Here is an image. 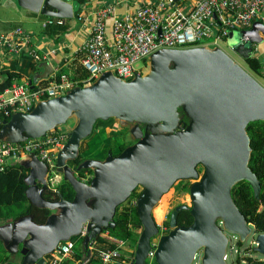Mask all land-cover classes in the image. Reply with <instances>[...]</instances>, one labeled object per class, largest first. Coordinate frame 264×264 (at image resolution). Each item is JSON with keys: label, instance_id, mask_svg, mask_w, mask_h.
<instances>
[{"label": "water", "instance_id": "obj_1", "mask_svg": "<svg viewBox=\"0 0 264 264\" xmlns=\"http://www.w3.org/2000/svg\"><path fill=\"white\" fill-rule=\"evenodd\" d=\"M16 3L45 18L74 17L69 0ZM263 42L264 25L254 22L247 30L230 32L226 44L245 61L253 55V44ZM144 62L146 68L128 81L105 71L90 84L40 100L30 112L14 113L1 123L0 143L11 144L65 128L55 171L73 197L68 201L59 188L48 185L47 166L36 155L14 158L11 165L26 170L24 197L48 215L42 223L27 214L0 224L6 257L0 264H44L60 244L76 237H83L77 264H89L102 233L115 228L117 207L134 193L141 229L128 264H146L156 238L155 264H193L196 255L199 264H227L232 238L241 244L250 236V255L264 256V233L255 231L232 199L233 188L243 181L259 199L260 183L249 167L247 125L264 122V86L214 45L160 49ZM43 69L31 83L52 73L49 63ZM107 121L124 132V142L132 143L117 154L108 150L103 159L81 158L83 141L96 123ZM186 180L193 181L187 192L190 206L174 207L168 231L160 235L153 210L177 182ZM182 211L189 213V225H178Z\"/></svg>", "mask_w": 264, "mask_h": 264}, {"label": "built area", "instance_id": "obj_2", "mask_svg": "<svg viewBox=\"0 0 264 264\" xmlns=\"http://www.w3.org/2000/svg\"><path fill=\"white\" fill-rule=\"evenodd\" d=\"M78 19L84 21L82 17ZM254 22L264 25V0H195L188 11L177 7L176 0H160L155 4H143L122 16L115 13L112 4L101 6L95 13L89 38L81 46L83 56L78 63L86 72V77L75 81L69 71H62L57 66L55 72L52 70L43 80L31 83L32 79L27 78L0 89V125L14 113L30 112L40 100L61 97L76 86L90 84L105 71H113L117 77L128 81L135 73L142 71L137 64L157 50L210 45L219 47L220 42L226 43L230 32L247 30ZM64 25L65 20L57 18H46L41 23L43 31L48 27ZM35 41L37 38L34 35L20 27L0 33V69L6 66L4 58L25 55L31 58L32 63L38 64L48 62L62 51L61 46H56L43 52L42 42L35 44ZM65 142V128L54 130L36 141L2 142L0 172L14 158L34 154L47 166L48 185L57 189L61 178L55 171L56 154ZM87 180L84 178L82 181ZM135 200H130L134 206ZM158 229L160 235L168 231L164 224L158 225ZM106 238L114 243V247L98 250L99 264H128L133 251L125 248L129 240L117 239L108 232ZM157 242L158 238L151 243L152 249L147 258L149 262L154 260ZM231 246L224 258L226 261ZM73 252L74 243L64 242L45 258L44 264H63L72 258ZM196 259H199V255L195 256L194 262Z\"/></svg>", "mask_w": 264, "mask_h": 264}, {"label": "trees", "instance_id": "obj_3", "mask_svg": "<svg viewBox=\"0 0 264 264\" xmlns=\"http://www.w3.org/2000/svg\"><path fill=\"white\" fill-rule=\"evenodd\" d=\"M72 2L74 4V8H76L74 11L76 17L79 13L77 7L79 5H84L86 0H72ZM67 22H70V20H65V25ZM65 25L61 27H48L46 30L42 31L43 34L41 35L52 38L55 42H58L59 39L62 36L66 35L69 31L65 27ZM82 56L83 53L80 52V58ZM243 63L245 64V69L256 79L262 78L264 76L262 62L254 55L243 61ZM69 68H71L70 73L73 80L81 81L84 77H86V72L78 62L69 65ZM4 73L7 75V79L0 86V89L8 86L13 82L19 83L22 81L23 76L18 72H9L5 70ZM247 133L250 137V146L252 150L249 167L251 171L256 175L260 183L259 199H255L252 188L250 187L249 183L245 181L238 183L233 188L232 199L246 221L255 228V231L257 233H264V122L257 121L249 123L247 125ZM124 147L125 146L122 144L121 147H119V152ZM25 177L26 170L17 165H8L3 172H0V224L5 223L9 218L17 219L18 217L27 214L32 215L35 222L42 223L48 215V212L46 210H39L37 208H34L27 202L26 198L24 197V191L26 190V185L24 183ZM81 177L85 178V176L83 175ZM57 188H59L64 199L71 201L73 192L67 184L61 182L59 183ZM187 192L188 186H186V184L180 183V185L177 187V193L183 195ZM137 195V193H134L129 198V200L135 199ZM53 199H57V197L53 195ZM162 209L165 210L164 207H162ZM183 212L186 211H182L180 212V214H182ZM186 213L189 215L188 212ZM114 222L115 228L112 230H107V232L112 234L113 237L117 239L129 241L131 240V242L134 244L141 229L140 222L135 212V206L130 203L127 208H123L122 205L117 207L114 216ZM164 225L168 227V222H165ZM178 225L181 224L178 223ZM82 239L83 237H76L71 240L74 243L73 257L63 264H77L81 257L80 245ZM103 242V239L100 238L98 243L93 247H99L103 244ZM5 259V254L0 246V263L4 262ZM241 262H244L245 264H264V259L253 257L250 255L249 251L246 250V252H244V256L240 257L238 254L234 261V264H241ZM89 264H92V261H90Z\"/></svg>", "mask_w": 264, "mask_h": 264}, {"label": "crops", "instance_id": "obj_4", "mask_svg": "<svg viewBox=\"0 0 264 264\" xmlns=\"http://www.w3.org/2000/svg\"><path fill=\"white\" fill-rule=\"evenodd\" d=\"M69 1L74 6L72 0H69ZM159 1L160 0H86L84 5L82 6L79 5L77 7V9L79 10L78 15L75 17V13H74L73 19L70 20V22L66 23L65 27L69 31L66 35L62 36L58 42H55L54 39L52 38L41 35L43 34L41 23L46 18H43L37 14L33 15L30 12L23 10V9H21L22 12L13 11L12 17L15 18L14 22L0 20V33H6L16 27H20L26 30L27 32L31 33L37 38V41H35V44H39V42H42L41 50L43 52L51 48H54L56 46H61L62 51L57 52L56 55L52 56L48 62H43V63H38V64L32 63L31 58L25 55L4 58L3 60H4V63H6V66L0 69V86L7 79V75L4 73L5 70L9 72L15 71L21 74L22 73L21 70L27 67V65H29L30 68L34 71L33 76L28 79H34V80H37L38 76L43 72L44 70L43 64L45 63H49L52 66L53 73L55 72V69L57 66H59V68H61L62 71L65 70V71L71 72V68H69V65L79 62L81 46L89 38L90 27L95 18V13L101 6L112 4L115 7V13L117 15L122 16L124 14L133 12L134 10H136L138 7H140L143 4H149V3L155 4V3H158ZM186 1L187 0H176L177 7H180L182 8V10H185V11L190 10L192 8V3L195 0H191L190 7H187V5L184 4ZM0 2H4L5 4H12V7L13 5L14 6L16 5L15 4L16 0L15 2H11V0H0ZM75 9L76 8H74V11ZM79 17H82L84 21H79L78 19ZM41 37L43 38L41 39ZM252 50H253V55L255 57H257L258 59L260 58L262 59L260 60L262 61L263 70H264V42L261 44H253ZM13 65H15L17 68L13 69L12 68ZM3 76L4 78H1ZM22 76H23L22 80L27 79V78H24V75ZM258 81L261 82L262 84V82H264V76L262 78H259ZM107 122H110L111 124L115 126L113 122L111 121H107ZM113 131L116 135L124 134V132L117 127L113 129ZM94 132L96 134L95 140L97 139V135L100 136V139H101V135H100L102 134L101 127L100 126L95 127L93 133ZM122 143L117 145L118 150H119V147H121ZM112 146H114V142L112 143ZM93 149H97V147ZM89 150H92V148L90 147V144L87 143L86 140L83 141L81 148H80V154L84 159L92 158V157L85 156L87 152H89ZM106 150H108V148H106L103 151L104 157L106 156V153H107ZM93 159H99V158L93 157ZM163 212L164 210L162 209L161 211H158L157 213H155L156 219H160L164 214ZM166 215H167V212H166ZM106 233L107 231L104 232L101 236V239H103L104 241L103 244L100 245L99 247H95V248L93 247V254L91 257L92 264H99L98 257H97V253L99 249L106 248V247H114V243L111 240L106 238ZM110 235L113 236L112 234ZM129 243H130L129 248H132L131 250H133L134 245L131 242V240L129 241Z\"/></svg>", "mask_w": 264, "mask_h": 264}, {"label": "rangeland", "instance_id": "obj_5", "mask_svg": "<svg viewBox=\"0 0 264 264\" xmlns=\"http://www.w3.org/2000/svg\"><path fill=\"white\" fill-rule=\"evenodd\" d=\"M11 2H15V0H11ZM15 4L16 5L15 6L13 5V7H12V4H5L4 2H0V20L1 21L14 22L15 18L12 17L13 11L22 12L21 8H18L17 3H15ZM184 4H186L187 7H190L191 6V0H187ZM219 47L224 52H226L228 55L232 56V58H234L240 65H242L245 68V64L243 63V61L240 58H238L237 56H235L233 51L228 47V45L226 43L220 42ZM137 67L142 68V70H144V68H146V64H145V62H140L137 64ZM12 68L16 69L17 67L15 65H13ZM21 72H22L21 74L24 75V78H30L34 74V71L30 68L29 65H27V67L23 68L21 70ZM4 76L1 78H4ZM25 80H22L21 82H23ZM258 80H259V78H258ZM262 85L264 86V82H262ZM98 126H100L102 129V134H100L101 139H100V136L97 135V139L95 140V135H96L95 132L92 133L93 135H91L90 137H88L86 139V142L89 143L90 147L92 148V150H89V152H87V154L85 155L86 157H92V158L96 157V158L102 159L104 157L103 151L106 148H108V150H112V152L116 154L119 152L118 147H117L118 144H121L123 142L122 144L124 146H128L129 144L132 143V142L131 143L124 142L123 135H120V134L116 135L114 133L113 129H115L117 127L116 125H115L116 126L115 127L110 122H98L95 124V127H98ZM113 142H114V146H112ZM95 147H97V149H93ZM184 182H177L166 194H164L162 196L161 201L157 205L158 208L154 209V212H153V216H154V219H155V222L157 225L162 226L165 222H168L169 214L171 213L173 208L178 206L179 204H186V205L190 206V200H189L187 193L183 194V195H180L179 193H177V187L180 185V183L186 184V186H188V188L190 186L189 183L190 184L192 183V181L188 182L187 180L185 183ZM130 200H128L126 203H124L122 205V207L127 208V206H129V204H130ZM162 207L165 208L164 213L166 214V212H167V215L163 214V216L160 219H156L155 213H157L158 211H161ZM190 222H191V218L186 212H183L182 214H180L179 222H178L179 224L188 225V224H190ZM251 238H252L251 236L248 237L246 239V241L244 243H241L240 245L237 244V241L235 238H232V242H231L232 246L230 248L229 256H228V259L226 261L227 264H234V261H235L236 257L238 256V254L240 257L244 256V252H246V250H248L250 248ZM134 245H135V243H134ZM128 247H130V243L125 248H128ZM130 249H132V248H130ZM133 249H134V247H133ZM252 256L264 259V256H261L258 254L252 253ZM130 258H131V256H130ZM197 261L198 260L196 259V261L193 264H197ZM153 263L155 264L154 260L152 262H149V260L147 259V261H146V264H153ZM241 264H245V263L241 262Z\"/></svg>", "mask_w": 264, "mask_h": 264}, {"label": "flooded vegetation", "instance_id": "obj_6", "mask_svg": "<svg viewBox=\"0 0 264 264\" xmlns=\"http://www.w3.org/2000/svg\"><path fill=\"white\" fill-rule=\"evenodd\" d=\"M117 154V153H116ZM9 165H11V163L9 164ZM12 166V165H11ZM202 175V169H200V176ZM188 182L189 181H192V180H187ZM179 182H181V181H179ZM186 182V181H185ZM193 182V181H192ZM189 185H190V183H189ZM136 199V198H135ZM153 241V240H152ZM134 245V244H133Z\"/></svg>", "mask_w": 264, "mask_h": 264}, {"label": "bare ground", "instance_id": "obj_7", "mask_svg": "<svg viewBox=\"0 0 264 264\" xmlns=\"http://www.w3.org/2000/svg\"><path fill=\"white\" fill-rule=\"evenodd\" d=\"M164 197H165V196H164ZM156 208H157V206H156ZM156 208H155V209H156ZM164 211H165V210H164ZM153 212H154V210H153ZM163 213H164V212H163ZM164 214H165V213H164ZM165 215H166V214H165Z\"/></svg>", "mask_w": 264, "mask_h": 264}]
</instances>
